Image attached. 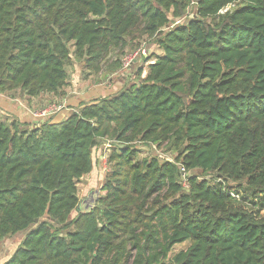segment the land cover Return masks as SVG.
I'll use <instances>...</instances> for the list:
<instances>
[{
  "label": "trees",
  "instance_id": "trees-1",
  "mask_svg": "<svg viewBox=\"0 0 264 264\" xmlns=\"http://www.w3.org/2000/svg\"><path fill=\"white\" fill-rule=\"evenodd\" d=\"M144 37L163 51L139 81L64 120L0 117V241L26 232L2 264H264V0H0V94L64 95L74 58L99 73Z\"/></svg>",
  "mask_w": 264,
  "mask_h": 264
},
{
  "label": "rangeland",
  "instance_id": "rangeland-1",
  "mask_svg": "<svg viewBox=\"0 0 264 264\" xmlns=\"http://www.w3.org/2000/svg\"><path fill=\"white\" fill-rule=\"evenodd\" d=\"M195 13L196 7L191 6L187 14L176 23L186 21L188 18H191V16H194ZM128 42L129 44L124 50H116L110 55L107 61H104L103 69L99 73L89 72L85 63L74 58L72 64L68 66L69 78L64 87V95L44 93L29 101L23 96L21 91H16L13 94L14 96L4 95V98H2L6 101H13L15 107L20 106L25 112H28V114H26L27 117L30 115L29 117L34 118V122H41L44 119L64 120L68 117L70 112L78 108L82 103L102 98L139 81V69L142 68L144 70L143 75H145L148 70V60L154 61L156 55L163 51L154 38L144 37L141 39L129 40ZM133 55L134 57L132 58ZM131 58L132 60L127 64ZM117 59H119L121 66H115ZM4 100L3 102L0 100V117L2 119L19 118L15 107ZM59 104L64 106L63 109L44 116L36 115L46 107ZM12 113L16 116H10ZM20 118L24 120L22 116H20ZM109 142L110 141L102 142L94 149V168L90 174L82 177L78 183L79 195L81 198L79 211H87L94 207L98 198L105 193L102 186L105 181V175L109 171L108 156L114 147V144ZM139 144L142 145L141 143ZM140 148L142 156L151 154L157 155L162 159L174 160L173 153L166 149L165 146L144 145ZM190 173L191 172H189V174ZM242 202L252 207L251 201L248 202L246 199V202ZM260 213L264 215V210ZM76 214L77 212L75 211L73 215L75 216ZM24 234L25 232L18 233L17 235L4 238L0 241V264L14 253L24 237ZM186 247V243L178 244L174 252H178Z\"/></svg>",
  "mask_w": 264,
  "mask_h": 264
},
{
  "label": "built area",
  "instance_id": "built-area-1",
  "mask_svg": "<svg viewBox=\"0 0 264 264\" xmlns=\"http://www.w3.org/2000/svg\"><path fill=\"white\" fill-rule=\"evenodd\" d=\"M231 6L233 7L234 5L228 6L227 8L222 10V12L227 11ZM133 57H134V55L132 56V58ZM132 58L127 62V64H129V62L132 60ZM63 107L64 106L60 105V104L59 105H53V106H50V107H46L45 109H42V111L38 112L36 115L44 116V115L50 114L51 112H55V111H58L60 109H63ZM181 170H182V175H181L182 184H183V186L185 188L188 189L190 187L188 172L186 171L185 167H181Z\"/></svg>",
  "mask_w": 264,
  "mask_h": 264
},
{
  "label": "crops",
  "instance_id": "crops-1",
  "mask_svg": "<svg viewBox=\"0 0 264 264\" xmlns=\"http://www.w3.org/2000/svg\"><path fill=\"white\" fill-rule=\"evenodd\" d=\"M3 96H4V95L0 94V100H1L2 102H3V100H4V99H3V98H4ZM2 97H3V98H2ZM5 99H6V98H5ZM4 101H6V100H4ZM6 102H7V103H10L12 106H14V104H15L13 101H6ZM14 107H15V106H14ZM15 110L17 111V114H18L19 118H20V116H22L23 118H24V117H27L26 114H28V112H25V110H23L20 106L15 107ZM29 116H30V115H29ZM29 116H28L27 118H24V120L27 119L28 121L31 120V121L33 122V121H34V118H31V117H29ZM32 117H33V116H32ZM23 118H22V119H23ZM20 119H21V118H20ZM58 120H61V119H58Z\"/></svg>",
  "mask_w": 264,
  "mask_h": 264
},
{
  "label": "water",
  "instance_id": "water-1",
  "mask_svg": "<svg viewBox=\"0 0 264 264\" xmlns=\"http://www.w3.org/2000/svg\"><path fill=\"white\" fill-rule=\"evenodd\" d=\"M26 233V232H25Z\"/></svg>",
  "mask_w": 264,
  "mask_h": 264
}]
</instances>
